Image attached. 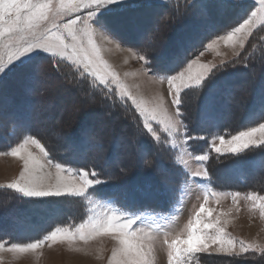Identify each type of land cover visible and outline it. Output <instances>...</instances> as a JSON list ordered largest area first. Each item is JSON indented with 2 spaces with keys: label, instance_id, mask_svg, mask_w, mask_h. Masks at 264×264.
Returning a JSON list of instances; mask_svg holds the SVG:
<instances>
[{
  "label": "rangeland",
  "instance_id": "rangeland-1",
  "mask_svg": "<svg viewBox=\"0 0 264 264\" xmlns=\"http://www.w3.org/2000/svg\"><path fill=\"white\" fill-rule=\"evenodd\" d=\"M254 2L124 0L112 6V11L105 17L107 35L112 42L99 35L97 42L104 58L134 96L149 106H160L174 116L176 107L167 94V82L161 83L159 79L164 74L163 70H167L161 69L163 64L168 69L179 70L178 64L182 66L187 60L199 55L210 38L224 34L235 26ZM254 40L261 43L264 50V33H257ZM103 44L109 47V51L116 49V53L105 51ZM224 51L223 56L205 52L200 59L218 66L223 59L229 65L226 71L220 72L209 82L207 79L202 87L186 89L181 93L180 112L184 110L185 118L188 115L192 120L197 117L198 127L210 132L207 137L205 135L206 138L219 135V128L235 118L243 125L253 123L264 111V53L256 55L258 63H246V51L242 55L244 59L234 61L231 65L228 61L237 57L233 56L230 48ZM133 52H147L152 66L158 65L161 71L154 74L159 69L153 66V71L145 72L144 63L133 56ZM244 66L253 69L251 74L250 70H244ZM144 87L149 95L141 94ZM116 108L125 114H119L118 111V116L114 115L113 110ZM183 117L179 119L186 126ZM46 133L49 140L46 137L43 139L42 134ZM98 133L102 137L97 136ZM27 134L40 140L53 162L73 168L95 169L106 183L95 186L94 192L90 191L91 204L74 197L29 198L28 201H22L20 198H27L11 189L0 188V242L9 239L8 244L27 243L28 238L40 239L58 225L81 223L90 214L89 208L106 206L111 201L126 210L147 213L158 219L165 218L159 221L164 228L156 236L155 264H167L168 249L163 243L164 232L169 234V239L180 232L203 202L206 191H254L264 194L260 190H264V154L259 156L258 161L245 164L230 163L228 167L224 165L226 162L218 163L211 175L207 162L194 159L200 154L194 153L189 141L184 144L183 138L177 137V146L172 148L167 133L162 131L161 141H153L142 131V119L130 101H121L116 96L114 99L106 98V90L102 87L92 88L88 78L78 79L77 73L68 63H62L59 69L55 68L44 53L33 55L24 64L17 62L15 66L9 65L5 73H0V152L7 151ZM201 141L206 142L207 146V140ZM82 152L85 154H80ZM59 153H66L65 159L58 156ZM57 156L63 158V162L54 160ZM145 160L150 161L151 165L146 166ZM177 160L186 161V166ZM1 165L4 169H0V184L10 182L22 168V162L10 156H0ZM248 166L251 171L244 174L241 168ZM204 168L208 171V179L190 177V172ZM229 168L242 174L234 176L235 173L229 172L227 175ZM260 169L263 172L256 178ZM50 170L55 171L54 168ZM241 175L246 177L245 183L251 185L252 190L232 189L236 186L245 187L244 182L240 181ZM239 203L241 211L236 213L233 210L228 231L238 238L264 243V220L259 218L258 213L253 215L248 211L247 201L241 198ZM171 204L173 206L170 209ZM208 206L219 211L232 208L233 204L230 196L221 198L219 204L210 196ZM95 210H102V207H96ZM12 228L17 234L11 231ZM23 234L27 235L26 238L18 239ZM75 246L86 251L75 252L69 250L67 244H56L52 248L45 246L39 250L42 254L13 256L12 253L3 252L0 256L4 258L3 264H107L113 241L103 238L91 241L88 245L78 243ZM101 246L104 248V259H97L96 249ZM255 255L248 253L241 257H230L215 253L198 254L193 264H264V255L262 258Z\"/></svg>",
  "mask_w": 264,
  "mask_h": 264
},
{
  "label": "snow or ice",
  "instance_id": "snow-or-ice-1",
  "mask_svg": "<svg viewBox=\"0 0 264 264\" xmlns=\"http://www.w3.org/2000/svg\"><path fill=\"white\" fill-rule=\"evenodd\" d=\"M124 0H0V73H5L9 65L24 64L35 54L44 53L51 59L55 68L68 63L77 73L78 79H89L90 87H102L106 98L115 95L121 101H130L142 119V131L153 141H161V131L167 133L168 143L177 146V137L183 143L189 140H207L203 154L194 157L200 162H207L212 153L217 156H240L250 149H264V122L247 127L235 134L193 137L187 135V127L179 119L182 116L180 105L181 93L186 89L202 87L205 81L218 67L211 62H203L205 52L223 56L219 51L221 45L232 50L234 57H240L246 42L253 33L264 27V0H255L248 6L249 10L237 21L235 26L224 34L210 38L204 50L183 65L179 70H163L160 82L165 80L168 95L176 112L169 115L160 106H149L142 99L132 94L122 82L119 74L104 58L103 50L97 42L99 35L109 43L106 15L112 6ZM119 47V44H117ZM131 51V50H130ZM133 56L145 65V72L153 71L152 61L147 52ZM221 60L219 67L224 66ZM161 70H156L158 74ZM170 73V74H169ZM181 128L184 129L181 132ZM35 149V151L33 150ZM0 156H10L22 162L19 175L0 188L11 189L22 197L44 199L74 197L92 203L90 191L95 186L106 183L95 169L73 168L66 164L53 162L46 147L35 136L24 135L23 138ZM187 164L186 161L177 160ZM146 166L151 162L144 161ZM54 168L55 171L50 169ZM49 169V170H46ZM190 177L208 179L206 168L189 173ZM210 196L219 204L221 198L230 196L233 207L227 210L209 207ZM248 202V211L259 215L264 220V194L250 191L248 193H218L208 190L204 200L187 220L180 232L168 238L164 232L163 243L167 246V264H193L198 254H224L241 257L248 253L264 255V243L248 241L233 236L228 231L232 223V213L241 211L240 199ZM102 207V210H95ZM90 214L76 225H58L40 239L27 243L0 242V253L8 252L13 256L27 253H40L45 246L52 248L56 244H67L69 250L86 251L76 247L78 243L88 245L91 241L108 238L113 241L107 264H155L156 236L163 231L164 225L156 216L147 213L126 210L109 202L106 206L95 205L89 208ZM175 219V217H173ZM97 259H104L101 246L96 249ZM0 256V264H3Z\"/></svg>",
  "mask_w": 264,
  "mask_h": 264
},
{
  "label": "trees",
  "instance_id": "trees-1",
  "mask_svg": "<svg viewBox=\"0 0 264 264\" xmlns=\"http://www.w3.org/2000/svg\"><path fill=\"white\" fill-rule=\"evenodd\" d=\"M257 33H264V27L263 28H259L258 30H256L254 33H253V35L250 37V39H249V42H248V44H247V46H245V49L243 50V52L241 53V56L240 57H237V58H235V59H232V60H230V61H228V64H231L232 65V63L234 62V61H236V62H239L241 59H244L243 58V56L242 55H244V53H246V51H247V53H248V56L246 57V59H245V62L247 63V62H253V63H258V61H257V57H256V55H258V56H261L264 52H262V51H264L261 47V43H258V41L257 40H254L255 39V36H256V34ZM253 37H254V39H253ZM253 41H254V45H252L253 44ZM258 44H257V43ZM250 45V46H249ZM256 46V47H255ZM242 57V58H241ZM250 59V60H249ZM235 64V63H234ZM153 66H155V68H157L158 67V65H156V64H153ZM152 66V67H153ZM227 66H229V65H227V63L226 64H224V66H222V67H217L215 70H213V73L209 76V78H208V82L210 81V80H212V78H214L215 76H217L220 72H223V71H226V67ZM174 67V66H173ZM172 67V68H173ZM245 67V68H244ZM243 68H244V70L245 71H248V70H250V67L248 68L247 66H244ZM171 68V67H170ZM157 69H159V68H157ZM161 69H168V67H166L164 64H163V67H161ZM256 69V68H255ZM160 70V69H159ZM253 71V69L252 70H250V74H251V72ZM254 72H258V70L256 71V70H254ZM207 82V83H208ZM69 83L71 84V82H70V79H69ZM112 97V99H114V97L115 96H111ZM125 106H126V104H125ZM129 107V106H128ZM131 108V107H130ZM114 112H115V114L114 115H117L118 116V114H116V113H118V111H119V109L118 108H116V109H114L113 110ZM183 112H184V110L182 109L181 110V113H182V117H183ZM124 114H125V112H123ZM122 112H121V110L119 111V114H123ZM123 114V115H124ZM197 115H194V117H196ZM237 116H239V115H236V117ZM241 118V117H240ZM183 120H184V122H185V124H186V127H187V131H188V135L189 136H193V137H199V136H203L204 135V137H205V135H206V137H207V135L210 133V132H208V130L206 129H202V127H198V124H199V122H198V120H197V117L195 118V119H191L190 118V115H188V117L187 118H185V117H183L182 118ZM261 119V120H260ZM264 111H263V113H261L260 114V116L258 115V117L256 118V120L255 121H253V123H249V124H247V125H243V123H240V122H238V120H237V118H235L232 122H230L228 125H223V126H221L220 128H219V130H218V134H227V135H231V134H235V133H237L238 131H240V130H244V129H246L247 127H250V126H255L256 124H257V122L256 121H262V122H264ZM62 130V129H61ZM204 130L206 131V132H204ZM59 131V130H58ZM97 133V132H96ZM94 134V133H93ZM203 134V135H202ZM97 136H99V137H102L101 135H99V133L98 134H96ZM42 136H43V139L46 137L47 138V136H49L48 135V133H46V134H42ZM45 138V139H46ZM47 140H49L48 138H47ZM189 144H190V147H191V149L194 151V153H196V154H203V152L206 150V148H207V146L205 145L206 144V142H202L200 139L199 140H197V139H192V140H189ZM60 155H58V156H60V157H63L64 159H65V157H64V155H66V153H64V154H61V153H59ZM80 154H85V153H80ZM264 154V149H255V148H253V149H250V150H247L245 153H243V154H241L240 156H232V155H226V156H217V155H215V153H212L211 155H210V158H209V160L207 161V167H208V169H209V171H210V173H211V175H212V170L214 169V167L216 166V164H218V163H223V162H226V163H224V165L225 166H231V164L230 163H237V162H239L238 164H240V163H242V164H245V163H247V162H254V161H258L259 160V156H262ZM57 156V158H54V160H56V161H62L63 162V158H59ZM69 163V162H68ZM70 165H73V163H70ZM262 165H264V164H262ZM220 166V165H219ZM222 166V165H221ZM76 167V166H75ZM223 167V166H222ZM227 167V168H228ZM232 169V168H231ZM230 168L227 170V175L228 174H230V173H235V174H233L234 176L235 175H237V173H241L242 174V172L241 171H243L244 172V174H246L247 173V171H251V167H247V168H241L242 170L241 171H230L231 170ZM230 172V173H229ZM263 172V170L262 169H260L259 170V173L256 175V178L257 177H259V174L261 175V173ZM244 175H241L239 178H240V181L242 180V183L244 182V185H245V187L244 188H241V187H239V186H236L235 188H233L232 187V189H234V190H242V191H244V190H252L253 188H252V186L251 185H247V183H245V179H246V177H243ZM213 177H215V175L213 176ZM252 184V183H251ZM242 185V184H241ZM225 188V187H224ZM226 189V188H225ZM262 192L264 191L263 189H260ZM261 192V193H262ZM19 194V193H18ZM20 195V194H19ZM26 198V197H25ZM22 201H28V200H30L29 198H27V199H22V198H20ZM173 205L171 204L170 205V209H171V207H172ZM142 211V210H141ZM77 213V212H76ZM75 217V216H74ZM9 225V224H8ZM11 225V224H10ZM9 225V226H10ZM13 226V225H12ZM13 230V231H12ZM11 231L12 232H14V233H16L17 234V232H15V229H11ZM20 231H22V230H20ZM30 231H31V229H30ZM6 232H8V231H6ZM45 232V230L44 231H42L41 232V234H43ZM29 233V232H28ZM7 234V233H6ZM31 235V234H30ZM13 236H15V237H17V236H20V235H13ZM27 236V235H26ZM26 236L23 234V236L22 237H19L18 239H23V238H26ZM28 236H29V234H28ZM10 237V236H9ZM12 237V236H11ZM24 242H26V241H24ZM255 256H257V258H262L263 257V255H261V254H257L256 253V255Z\"/></svg>",
  "mask_w": 264,
  "mask_h": 264
},
{
  "label": "crops",
  "instance_id": "crops-1",
  "mask_svg": "<svg viewBox=\"0 0 264 264\" xmlns=\"http://www.w3.org/2000/svg\"><path fill=\"white\" fill-rule=\"evenodd\" d=\"M224 48H225V47H220L219 50L222 49L221 51L225 54V51H224V50H227L228 48H225V49H224ZM129 78H130V77H129ZM121 80H122V79H121ZM130 80H131L132 82H134L132 79H130ZM123 83H125L124 80H123ZM140 85H142V83H141ZM140 85H138V87H139ZM138 89H139V88H138ZM138 89H137V90H138ZM140 89H141V88H140ZM145 89H146V87H144V88L142 89V91H141L142 93H141V94L149 95V94L146 92ZM147 90H148V89H147ZM138 91H139V90H138ZM144 91H145V92H144ZM139 92H140V91H139ZM136 97H137V96H136ZM137 98H138V97H137ZM138 99H139V98H138ZM155 99H156V98H155ZM162 101H164V99H163ZM68 217H70V216L68 215ZM63 225H64V224H63ZM50 231H51V230H50ZM34 239H35V238H33V240H34ZM5 240H6V241H5L6 244H8V243H9V241H8L9 239H5ZM33 240H32L31 238H28L27 241L31 242V241H33ZM27 241H26V242H27Z\"/></svg>",
  "mask_w": 264,
  "mask_h": 264
},
{
  "label": "bare ground",
  "instance_id": "bare-ground-1",
  "mask_svg": "<svg viewBox=\"0 0 264 264\" xmlns=\"http://www.w3.org/2000/svg\"><path fill=\"white\" fill-rule=\"evenodd\" d=\"M104 44H105V43H104ZM104 44H103V49H104L105 51L107 50V52L110 53V54H111V53H116V52H115L116 49H113V48H112V49L109 51V47H107L106 45H105V47H104ZM221 50H222V49H221ZM123 61H124V60H122L121 62H123ZM126 62H127V61H126ZM126 71H127V70H126ZM157 85H158V84H157ZM159 86H160V85H159ZM159 91H160V92H163V91H162V88H161V89L159 88ZM60 128H61V127H60ZM0 169H1V171H2V170L4 169V167L1 165V166H0ZM5 169H7V168H5ZM7 170H8V169H7ZM7 170H6V171H7Z\"/></svg>",
  "mask_w": 264,
  "mask_h": 264
}]
</instances>
